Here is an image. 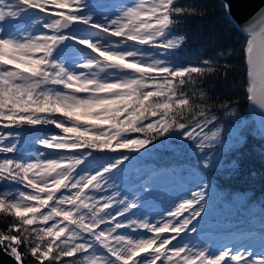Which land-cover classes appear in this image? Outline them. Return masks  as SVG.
<instances>
[{"label": "snow or ice", "instance_id": "6c2138e0", "mask_svg": "<svg viewBox=\"0 0 264 264\" xmlns=\"http://www.w3.org/2000/svg\"><path fill=\"white\" fill-rule=\"evenodd\" d=\"M222 7L234 19L231 4ZM200 14L179 0H136L99 18L88 0H0V125L11 129L0 131V153L18 151L25 126L59 130L36 141L53 152L0 159V184L16 186L0 190V250L15 264H264V237L259 252L184 240L198 231L209 184L152 222L115 183L128 154L86 165L94 151L140 152L174 135L202 153L222 143V128L206 131L215 108L238 113L233 102L214 105L202 83L227 75L231 51L195 65L169 58L187 39L176 27ZM236 29L246 99L264 134V8Z\"/></svg>", "mask_w": 264, "mask_h": 264}, {"label": "trees", "instance_id": "16d2710c", "mask_svg": "<svg viewBox=\"0 0 264 264\" xmlns=\"http://www.w3.org/2000/svg\"><path fill=\"white\" fill-rule=\"evenodd\" d=\"M118 1L120 0H88V3L96 13H99L108 10L111 4ZM179 3L194 6L200 9L202 14L182 19L175 29V34H182L187 39L178 51V59L169 58L179 64L195 65L204 58L216 57L218 53L231 51V55H226L221 61V63L226 61L230 65L226 69L227 75L218 72L209 76L203 81L202 87L209 92L214 105L220 101H230L238 113V116H229L226 110L215 108L219 120L206 131L214 130V127H220L222 130L236 128L237 136L229 148L220 150L216 146L205 149L199 156L195 152L199 149L191 142L181 140L175 135L169 139L158 138L153 145L141 149L140 152L123 149L117 152L94 151V158L86 165L89 170H93L111 158L119 156L121 152L128 154L130 160L125 162L122 171L115 176L117 186L123 187L127 179L133 182L132 186H126L127 191L123 192V195H128L133 188L138 189L136 194L148 193V187L152 184L165 186V190L168 191L171 187L170 180L173 179L177 187L180 183L186 185L185 193L189 198L191 192L198 190L201 184L207 183L210 185L209 199L205 205V212L199 219L198 231L186 235L184 240L199 241L197 237H200V240L207 237L208 240H203L205 244L211 246V241H214L215 244L212 245L221 244V247L225 244H245L246 241L264 235V137L255 125V118L248 114L249 103L244 90L246 79L244 58L239 46V41L244 38L237 32L232 20L225 16L221 0H179ZM0 129L11 130L4 129L2 125ZM20 131L26 135L24 143L27 150L22 151V148H18L14 154H0V159L5 156L30 159L31 152L39 148L44 149L36 142L37 139L59 130L48 125L25 126ZM130 135L133 138L143 136L140 133ZM216 148L219 151L218 159L212 162L210 167H202L203 155H208ZM7 187L16 186L0 184V190ZM0 219L3 217L0 216ZM0 227H3V224H0ZM21 251L24 249L21 248ZM26 264L36 262L29 256Z\"/></svg>", "mask_w": 264, "mask_h": 264}, {"label": "rangeland", "instance_id": "374dc122", "mask_svg": "<svg viewBox=\"0 0 264 264\" xmlns=\"http://www.w3.org/2000/svg\"><path fill=\"white\" fill-rule=\"evenodd\" d=\"M135 2H136V0H120L118 2L111 4L109 6L108 10L106 9L105 11H99V13H96V11H95V13H96L98 18L101 17L102 15H105V14L111 16V15H114L118 12L119 7L131 5ZM145 47H147V46H145ZM0 131H3V130L0 129ZM237 132H238V129H236V128H229V129L227 128V130H222V132H221L222 143L217 145L218 146L217 148H220V150H224V148L225 149L229 148V145L234 141V138L237 136ZM136 134L137 133H135V135ZM24 139H26V135L21 133V136L19 138L18 148H22V151L27 150V147L25 146V143H24ZM40 147H42V146H40ZM217 148L214 149L208 155H203V158L205 159L206 156H211L212 157L211 163L216 161L218 159L217 154H219L218 153L219 151L217 150ZM39 149L33 151V153L30 154V159H35V157L37 156V154L39 152H44L45 154L50 153V151H49L50 149L48 151L46 148H44V149L39 148ZM195 152H196L197 156H199L201 154L200 150H195ZM0 154H2V153H0ZM61 154L67 155L69 153L64 152ZM89 160H92V158H90ZM170 181H171V187L168 191L165 190V186H162L159 184H152L148 187V191H147L148 193L136 194V192H138V189H135V188H133L132 192H128L127 196L130 199L135 198V197H139V201H138L139 211L137 213L139 216H144L152 222L159 221L162 219L163 214L168 209L172 208L180 200L187 198L186 193H185L186 188H187L186 185L183 183H180L179 186L177 187V185L174 183L173 179ZM132 183L133 182L130 179H127V183L126 184L123 183L124 188L121 185H119L118 187L120 188L121 193L127 191L126 186H132ZM175 187H177L176 191H175ZM173 191H174V193L172 194ZM160 203H164V204L160 205ZM185 215H187V213H185ZM140 234L144 235L146 233L144 232V230H140ZM258 236H260V235H258ZM262 237H264V235H261V237H259L257 239L254 238V239H251L249 241H246L245 244L251 245L256 252H259V251H261ZM196 239L199 241H195L193 239H189V240L191 243L196 244L197 246H205V245L209 246L210 248H212V250H216L217 248L221 247V244L220 245H217V244L212 245V244H215L214 241H211V243H212L211 246L205 244V242L203 240H208L207 237H203V240H200V237H197ZM235 246L239 247L240 243H236Z\"/></svg>", "mask_w": 264, "mask_h": 264}, {"label": "water", "instance_id": "95a60500", "mask_svg": "<svg viewBox=\"0 0 264 264\" xmlns=\"http://www.w3.org/2000/svg\"><path fill=\"white\" fill-rule=\"evenodd\" d=\"M222 3L227 2L231 4L232 22L237 25V23L243 25L245 22L250 21L252 17L260 10L264 8V0H221ZM248 113L251 116L256 117V126L258 127L260 134L264 136L261 132V115L259 109L253 108L249 103ZM0 264H15L14 259L6 254L3 250H0Z\"/></svg>", "mask_w": 264, "mask_h": 264}]
</instances>
